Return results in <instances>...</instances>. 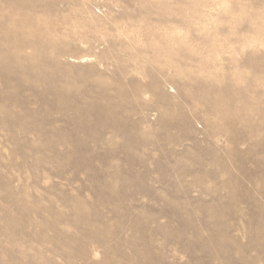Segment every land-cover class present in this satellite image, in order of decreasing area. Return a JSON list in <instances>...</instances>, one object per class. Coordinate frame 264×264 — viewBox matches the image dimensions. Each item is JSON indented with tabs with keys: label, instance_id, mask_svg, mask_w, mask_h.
I'll use <instances>...</instances> for the list:
<instances>
[{
	"label": "rangeland",
	"instance_id": "374dc122",
	"mask_svg": "<svg viewBox=\"0 0 264 264\" xmlns=\"http://www.w3.org/2000/svg\"><path fill=\"white\" fill-rule=\"evenodd\" d=\"M0 264H264V0H0Z\"/></svg>",
	"mask_w": 264,
	"mask_h": 264
}]
</instances>
